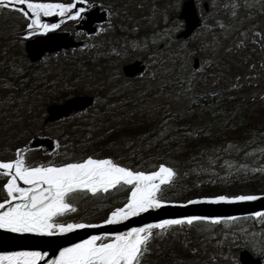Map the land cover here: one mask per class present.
I'll return each mask as SVG.
<instances>
[{"label": "trees", "instance_id": "trees-1", "mask_svg": "<svg viewBox=\"0 0 264 264\" xmlns=\"http://www.w3.org/2000/svg\"><path fill=\"white\" fill-rule=\"evenodd\" d=\"M222 1L226 2V0ZM222 6L221 4L219 8ZM215 28L218 29L220 26L210 27V29ZM244 28L245 26L242 27ZM254 30L261 32L257 25L254 26ZM236 33L239 34L238 31ZM229 39L233 41L231 53L234 56L237 53L241 57L235 65H230V72L234 73L231 80L219 78L212 82L207 81L210 75L215 73L214 64L203 68L204 76L198 77L183 68L173 49L169 51L171 53H161L158 60L153 59V63H163L164 68L154 70L153 75L141 83V88L129 91L120 88L111 90L105 87L103 91L96 92L91 107L73 114L75 116L72 121L69 120L72 117L70 116L58 121L59 123L56 122L61 125V131L56 138L60 144L59 147L56 146L59 152L47 159V153L33 150L27 162L30 164L47 160L59 162L64 153H71L74 157L91 153L100 156H120L123 158L122 163H131L133 166L142 164L144 168H148L150 165L163 162L174 167L178 173L175 185L171 191L166 190V195L172 196L173 192L175 193L173 198L219 191L264 193V170L251 171L252 168L261 169L259 162L264 161V155L253 152L257 145L264 147V101L260 102L259 99L253 98L252 92L257 90L264 93V83L258 86V82L253 80L257 75L264 80V72L259 68L255 70L256 75L247 76V62L251 57L259 58L254 56L261 52L264 55V35H230ZM145 40L146 48L143 50L147 51L151 49V44L148 36ZM260 41H262L261 45ZM214 43L216 48H220L217 39ZM138 48L140 47H136L137 50ZM251 48L255 50L247 52ZM87 51L88 49L74 50L64 54L65 59L62 63L67 68L68 80L74 79L75 76L86 79L87 76H82L85 67L93 63L96 65L113 55L107 50H98L94 55L87 56ZM147 54L148 52L144 53ZM196 54L198 53L194 52V55ZM227 55L231 56L230 53H226L215 61H224ZM2 56L0 52V59ZM5 56L7 51H4ZM168 57L171 60L167 62ZM233 68L241 71V75L239 72L235 73ZM168 80L172 82L171 85L167 84ZM189 80L193 85L192 94L202 97L200 103L191 108L182 90ZM234 84L235 88L232 87ZM12 85L20 87L17 80ZM74 88L76 92L67 88L68 92L61 94L63 99L81 93L79 85ZM178 92L180 96L176 99ZM207 93H216L217 98L204 99L202 94ZM100 100L102 103L98 104ZM10 108L8 106V116L0 122V132L6 126L12 127L1 137L6 139L3 141L5 149L14 151L34 132L31 127L34 119L27 109L16 114L10 111ZM92 108H96L94 113L89 112ZM213 113H227L231 118L224 123L225 116H214ZM169 114L175 115L172 119H168ZM193 129H198L199 134L186 135ZM22 133L28 135L23 138ZM126 141L131 143L126 145ZM228 143H232L240 150L236 151L232 148L224 151ZM202 148L207 151L201 152ZM214 148L221 150L211 151ZM6 152L5 150L0 152V159H9ZM245 152L250 154L245 156ZM209 156L212 157V161L209 160ZM226 160L231 162L234 168L246 164L248 169L233 171L224 163ZM193 168L196 169L195 172L191 171ZM201 168L212 171L201 172ZM228 172L232 173L230 177H226ZM209 179H216L217 183L215 185L207 183ZM224 179L229 182L222 183ZM5 180L6 178L0 177V185ZM201 181L204 183L199 188L193 187ZM185 188L190 191H185ZM124 195L123 191H117L99 198L82 196L77 201L79 212L76 218L84 216L93 222L98 221L106 214V206H117ZM2 198L3 193L0 192V199ZM250 220L253 229L264 228V223L256 224V218L248 216L229 222L228 226L226 223L215 226H177L161 236L154 235L148 244L149 252L143 257V264H238L236 263L239 248L238 228ZM247 241L246 239L244 246L264 260V252H256Z\"/></svg>", "mask_w": 264, "mask_h": 264}, {"label": "snow or ice", "instance_id": "snow-or-ice-1", "mask_svg": "<svg viewBox=\"0 0 264 264\" xmlns=\"http://www.w3.org/2000/svg\"><path fill=\"white\" fill-rule=\"evenodd\" d=\"M88 7L91 5H87V0H0V10L18 13L23 20L16 40L22 46L27 43L34 59L39 58V62L45 64L60 56L58 41L61 38L57 33L64 22H79ZM47 17L60 19L52 23L46 22L44 18ZM180 26L177 21L170 31L175 32ZM192 87L189 80L182 89L189 101V108L199 104L202 98L192 94ZM202 95L204 99L217 98L216 93ZM179 96L178 92L175 98L179 99ZM174 115L169 114L168 119ZM213 115L225 116L224 123L231 118L227 113ZM198 134V129L186 133L189 136ZM32 135L35 136V133ZM128 143L131 142L126 141V145ZM56 146H60L59 141H56ZM232 148L240 150L232 143H228L223 150ZM220 150L214 148L211 151ZM27 151V147L18 146L14 149V158L0 159V177L6 178L0 185V192L3 193L0 199V264H143V257L149 252L148 244L154 235L161 236L177 226L220 225L236 221L238 217L189 214L127 226L133 219L168 207L237 205L264 197V193L219 191L173 198L175 193L169 196L166 190L173 189L178 173L174 167L163 162L144 168L142 164L133 166L122 163L120 156L91 153L74 157L71 153H64L59 162L47 160L30 164L25 156ZM205 151L201 149V152ZM253 152L264 155V147L257 145ZM249 154L245 152V156ZM209 160L212 161L211 156ZM224 163L236 172L248 169L246 164L234 168L231 162L226 160ZM261 170H264V166L251 169L252 172ZM191 171L195 172L196 169ZM200 171L210 173L212 170L201 168ZM231 174L226 173V177ZM221 182L229 181L224 179ZM202 183L204 181L193 187L199 188ZM207 183L215 185L217 180L209 179ZM117 191H123L124 198L117 206H106V214L98 221L93 222L84 216L76 218L80 197L99 198ZM185 191L190 189L185 188ZM248 215L260 218L264 217V211ZM122 225L124 230H116ZM106 227L108 230L62 243L69 235L79 231ZM5 243L9 245L8 248H5ZM53 245L55 252L49 258L50 252L45 250V246Z\"/></svg>", "mask_w": 264, "mask_h": 264}, {"label": "rangeland", "instance_id": "rangeland-1", "mask_svg": "<svg viewBox=\"0 0 264 264\" xmlns=\"http://www.w3.org/2000/svg\"><path fill=\"white\" fill-rule=\"evenodd\" d=\"M181 1L87 0V5H99L101 8H107L109 10V20L99 26L102 31L91 39L92 43L86 55H94L98 50H107L113 55L96 65L93 63L85 67L82 76H87V78L79 79V77L75 76L73 79L74 83L72 82L71 84L68 83L67 68L62 63L65 59L64 54L67 52L60 53L59 58H53L46 64L40 63L39 60L31 63L26 57L24 45H20L16 40V35L23 26L22 18L18 13L0 10V52L3 55L2 59H0V122L8 116V106L11 107L10 111L16 114H20L21 110L24 109L28 111L29 107H31L32 117H30L34 119L31 127H33L35 136L31 134L24 140L25 143L20 145V147H27L28 149L25 153L27 161L32 156V149L29 148L31 139L49 136L56 141L61 131V125L57 124L59 122L44 123L43 121L45 106L48 103H58L63 100L61 94L66 92L67 88L76 92V88H73L76 85L80 87L79 91L81 93L79 94L85 93L93 96L96 92L103 91L105 87L111 90L120 88L121 90L128 89L129 91L141 88V83L149 79L153 75L154 70H162L164 68L163 63H153V59H159L160 52L157 53L156 48L160 43L165 44V53L173 49L174 55L178 58L177 60L183 68L193 74L195 73L198 77L204 76L203 68L211 67L214 64L216 66L214 69L215 73L210 75L207 81L212 82L219 78L231 80L234 73L230 72V65H235L241 57L237 53L235 56L231 53L233 41H230L229 37L230 35H264V0H226L224 3L222 0H195L202 19V26L188 39L174 40L176 31L171 32L170 29L176 26L177 21L181 24L177 31L183 26L182 20L177 17ZM204 1L210 3L208 4L207 12H204L201 7ZM67 2H71V0ZM137 3L140 4L138 5ZM221 4L223 6L219 8ZM124 16L125 19L122 20ZM75 23L74 21H65L59 32H74ZM213 25H218L220 28L210 29ZM255 25L259 27L261 32L253 31ZM239 26H241L240 29ZM243 26H245L244 29H242ZM122 33H131L132 35H122ZM147 36L151 49L145 51L143 49L146 48L144 43H146L145 39H147ZM215 36L218 37L215 38ZM215 39L219 41L220 48H216ZM254 43L258 45L256 42ZM261 44L262 41H260ZM138 46L140 47L138 48L139 50L136 49ZM254 50V48H251L247 52ZM4 51H7V56L5 57ZM145 52H148V54L144 55ZM194 52L198 54L194 55ZM226 53H230L231 56L227 55V59L224 61H215L226 55ZM117 56H119V59H117ZM257 56L259 58L251 57V60L247 62V76L256 75L255 70L259 68L264 72L263 52L256 53L254 57ZM194 57L199 59V67L197 69H193L191 66ZM135 58L143 59L146 62L145 72L139 78L126 79L121 73V66ZM170 60L171 58L168 57L167 62ZM233 70L241 75V71L238 69L233 68ZM16 80L19 82L20 87L12 85ZM253 80L258 82V86L264 83L262 77L258 75ZM171 83L168 80L167 84L171 85ZM252 92L254 94L253 98L259 99L260 102L264 101V93L262 91L253 90ZM101 103L100 100L98 104ZM91 110L89 112L94 113L96 108ZM71 116L70 121L73 120L72 118L75 115ZM10 128L12 129V127L6 126L0 132V152L3 150L7 151L9 159L14 158V151L5 149L3 141L6 139H2L1 136ZM27 135L22 133L23 138ZM58 152L57 148L53 152H48L46 154L47 159ZM34 156L38 157V155ZM259 163L264 166V161ZM260 223H264V217L256 218V224ZM226 225L228 226L229 223H226ZM238 231L237 240L239 241L240 249L246 248L244 244L247 239V243H250L256 252H264V228L253 229L252 220H250L239 227ZM239 248L238 251L240 250ZM236 263H238L237 258Z\"/></svg>", "mask_w": 264, "mask_h": 264}, {"label": "water", "instance_id": "water-1", "mask_svg": "<svg viewBox=\"0 0 264 264\" xmlns=\"http://www.w3.org/2000/svg\"><path fill=\"white\" fill-rule=\"evenodd\" d=\"M83 6V5H78ZM201 7L204 11H208V2L204 1L201 4ZM178 19L182 20V28L175 34V39L177 40H186L188 39L193 32L198 29L201 25V18L198 13V8L195 0H182L180 4V10L178 12ZM46 22L55 23L59 20V17L44 18ZM108 20L107 11L105 9L99 8V6L94 5L92 8L88 7L86 13L84 14L83 19H81L76 25L75 29L85 32L88 36L95 34L98 29V25L105 23ZM57 35L61 38L59 43L60 50H68L70 48L74 49H84L88 46L87 41H75L72 36L67 32H58ZM24 51L27 59L33 63L39 60V58L34 59L32 56L29 45L24 44ZM57 51V49H53ZM50 54V53H49ZM191 66L193 69L199 67V59L194 57L192 59ZM145 69V64L140 59H134L131 62L125 63L121 66V73L125 78H133L136 75L143 73ZM94 97L89 94H77L70 98H67L60 103H50L45 107V123H51L58 121L62 118L68 117L73 112L83 111L86 108L90 107L93 104ZM44 147L48 151H52L55 147L54 140L49 136L34 137L29 143V148H38ZM259 195V194H257ZM256 211H264V197L252 202H246L237 205H223V206H208V205H199V206H188L185 208L179 207H168L157 212L146 214L141 218H135L128 223L127 226H134L142 222H150L156 219H162L170 216H179V215H189V214H219V215H231L240 217H248L250 213ZM108 230L104 229H89L82 230L75 234L69 235L62 243L74 242L77 239L85 238L86 235L94 234L99 231ZM116 230H124V226H119ZM9 245L5 243V248H8ZM45 250L51 254L55 252V245L52 247L45 246ZM237 261L239 264H264L261 257L253 255L247 248H242L237 252Z\"/></svg>", "mask_w": 264, "mask_h": 264}, {"label": "flooded vegetation", "instance_id": "flooded-vegetation-1", "mask_svg": "<svg viewBox=\"0 0 264 264\" xmlns=\"http://www.w3.org/2000/svg\"><path fill=\"white\" fill-rule=\"evenodd\" d=\"M138 5L140 4V3H137ZM83 6H86V5H83ZM94 5H92L90 8H92ZM97 6H99V5H97ZM99 8H100V10L101 9H105L106 11H107V18H108V20H109V10L107 9V8H101L100 6H99ZM125 19V16L122 18V20H124ZM107 20V21H108ZM106 21V22H107ZM75 22V21H74ZM105 22V23H106ZM78 22H76L75 23V25L77 24ZM104 24V23H103ZM75 25H74V32H67L70 36H72V38H73V40H75V41H87L88 43H89V46L91 45V43H92V41H91V39H93L94 38V36H96V35H99L100 34V31H97L95 34H92V35H90V36H88L85 32H83V31H79V30H76L75 29ZM100 25H102V24H100ZM100 25H98L97 27H98V29H99V26ZM178 31H176V33H177ZM122 35H132L131 33H122ZM135 35V34H134ZM139 35V34H138ZM164 43H160L159 45H158V47L156 48V52L157 53H159L160 52V54L161 53H163L164 52ZM74 50H76V49H74V48H70V49H68V50H61V51H59L60 53L62 52H70V51H74ZM135 59H139V58H135ZM134 60V59H133ZM132 60V61H133ZM144 64H145V67L147 66V64H146V62L143 60V59H140ZM128 63V62H127ZM133 79V78H132ZM73 82V79L71 78V80H68V83L69 84H71ZM74 83V82H73ZM73 88H74V86H73ZM67 91V90H66ZM68 92V91H67ZM83 94H85V93H83ZM75 94H73L72 96H74ZM72 96H69V97H67V98H70V97H72ZM67 98H64L63 100H61V101H64V100H66ZM95 98V97H94ZM60 101V102H61ZM73 114H75V112H73L71 115H73ZM70 115V116H71ZM69 116V117H70ZM64 119H66V118H64ZM41 149V151L42 152H45V153H50V152H53V151H48L47 149H45L44 147H38L37 149H35V150H40Z\"/></svg>", "mask_w": 264, "mask_h": 264}]
</instances>
